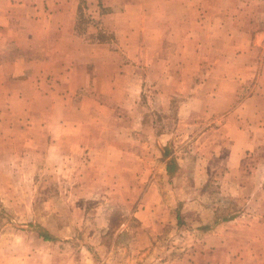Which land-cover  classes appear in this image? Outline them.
I'll use <instances>...</instances> for the list:
<instances>
[{
    "label": "rangeland",
    "instance_id": "374dc122",
    "mask_svg": "<svg viewBox=\"0 0 264 264\" xmlns=\"http://www.w3.org/2000/svg\"><path fill=\"white\" fill-rule=\"evenodd\" d=\"M136 1L143 6L138 25L158 21L162 13L152 10V0ZM200 4L180 15L188 23L179 39L170 27L159 58L140 64L142 85L91 92L100 103L87 117L74 114L80 130L56 149L47 151L45 139L0 140V264H216L223 258L210 252V235L257 210L248 199L264 196L262 177L257 188L243 184L256 177L250 167L264 144L228 158L217 130L252 92L255 76L234 87L230 103L217 89L224 57L236 71V55L264 31V0ZM84 7L78 32L86 24ZM99 9L106 15L111 8ZM221 20L226 26H213ZM96 28L99 39L116 46L113 30ZM192 34L196 39L188 41ZM217 240L224 242L223 235Z\"/></svg>",
    "mask_w": 264,
    "mask_h": 264
},
{
    "label": "crops",
    "instance_id": "0c3cea01",
    "mask_svg": "<svg viewBox=\"0 0 264 264\" xmlns=\"http://www.w3.org/2000/svg\"><path fill=\"white\" fill-rule=\"evenodd\" d=\"M204 2L152 0V10H161L160 20L138 25L143 6L136 0L123 4L120 0H0V140L13 137L9 134L20 141L45 139L47 151L56 149L59 141L80 130L81 117L76 119L74 114L87 117L100 103L91 92L114 91L137 81L142 85L138 79L140 64L149 57L159 58L158 49L164 39H169L165 33L170 27L177 28L173 37L178 40V33L184 32L188 23L180 15L199 7V3L204 8ZM83 3L88 6L82 14L86 24L78 32ZM103 6L111 8L106 15L100 12ZM175 17L174 24L171 21ZM226 23L221 20L213 26ZM253 24L249 20L247 25ZM96 26L113 30L116 46L111 48L99 39ZM194 39L193 34L188 36V41ZM248 41L253 45L236 55V71L227 65L232 58L224 57L217 89L219 93L223 90L230 103L236 96L234 87L255 76L252 92L224 115L217 128L223 132L228 158L248 151L250 155L264 144V49L260 48L264 46V31H256ZM33 132L36 135L31 136ZM253 165L250 170L256 177L243 182L244 188H257L256 179L261 176L264 190V152H257ZM228 175L233 186L237 181L234 170ZM250 196L248 201L257 208L255 212L244 211L212 231L215 245L210 252L223 256L212 262L264 264V196ZM222 235L224 242H217Z\"/></svg>",
    "mask_w": 264,
    "mask_h": 264
},
{
    "label": "trees",
    "instance_id": "16d2710c",
    "mask_svg": "<svg viewBox=\"0 0 264 264\" xmlns=\"http://www.w3.org/2000/svg\"><path fill=\"white\" fill-rule=\"evenodd\" d=\"M166 154H167V152L165 153V151H164L163 155H166ZM166 170L169 174H171L175 170V164L173 161H170L168 164H166ZM38 233L45 240H51L52 239V237L48 233H46L45 231H43L41 229L38 230Z\"/></svg>",
    "mask_w": 264,
    "mask_h": 264
}]
</instances>
